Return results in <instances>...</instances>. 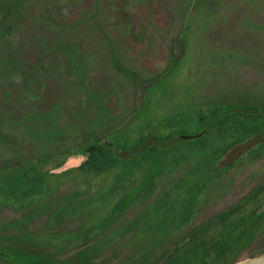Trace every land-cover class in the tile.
<instances>
[{
  "label": "rangeland",
  "instance_id": "374dc122",
  "mask_svg": "<svg viewBox=\"0 0 264 264\" xmlns=\"http://www.w3.org/2000/svg\"><path fill=\"white\" fill-rule=\"evenodd\" d=\"M227 1L195 38L221 58L199 60L191 80L177 41L200 0H0V187L37 181L0 191L23 202L0 213L22 220L28 258L195 264L204 241L246 218L253 237L233 256L264 249V142L245 140L264 126V91L231 66L264 62V0L256 13ZM83 149L91 166L49 173Z\"/></svg>",
  "mask_w": 264,
  "mask_h": 264
},
{
  "label": "trees",
  "instance_id": "16d2710c",
  "mask_svg": "<svg viewBox=\"0 0 264 264\" xmlns=\"http://www.w3.org/2000/svg\"><path fill=\"white\" fill-rule=\"evenodd\" d=\"M241 1H244L246 6L252 8V10L254 9V13L259 11V10H255L254 8L255 7L254 5H256L258 0H241ZM226 5L231 6V4L228 3L227 0H200L198 8L196 10L189 11L184 20L183 26L180 29V32L178 35L177 43L183 46L184 53L187 54V58L189 59V62H190L189 71H191L192 73L191 80H193V78L195 77V73L198 67V65L196 64H199V60L206 61V60H217L221 58L220 53L218 52H221V50H224L223 48L219 49L216 47L210 50L208 49L210 47L208 45L210 44L206 43V40L198 41V40H195V38L197 37L196 34L199 33L198 32L199 27L203 25L202 23L206 21V18L209 17V14L211 12L214 13V11L215 12L219 11L221 7L226 9ZM204 31L206 32L208 31V29H204ZM199 47H201L202 50L204 49V51L206 52H203L202 50H201L202 52H199L198 51ZM175 56L176 54L173 53V57L171 58L172 61L175 60L176 58ZM194 61H196L195 64H194ZM258 61H259L258 59H253L249 61L248 60L240 61L237 63H234L235 61H233V65H231L232 68L234 69L238 68V73H237L238 77L245 79V82L248 84V90L250 92L254 91L252 84H255L258 87H260L261 90L263 88L262 91H264V80L259 81L258 79L257 81H255L254 79V81H250L245 78L246 76L251 75V73L252 74L255 73L254 72L255 70H257V74L259 73L258 75H263L264 77V62H258ZM220 65H222L221 62L215 64L214 66H220ZM194 66H195V69H194ZM192 69L195 70V73L192 72ZM156 78H159V80H156L154 85L156 83L158 84L159 82H161L160 78H162V75L160 76L158 75ZM225 91L226 89L224 90V92ZM254 213H255L256 218L264 216V211H258V212L255 211ZM253 221L254 219L251 220L249 218H246V219H242L239 223L231 222V223L226 224V234H219L216 237V240L212 245L209 244L208 241H204V243L202 244L203 246L202 249L200 248V250L196 252L193 262L195 264H229L231 262L237 261V259L233 255L236 253L235 252L236 249H239L240 247L238 242L243 237L245 239L247 238V232H248L249 226ZM239 225L240 226L244 225L245 227L243 228L242 231H240V234L235 235L234 234L235 230L237 229ZM252 237L253 236L251 235L245 241L249 242ZM188 240H190V238ZM242 244L243 243H241L240 245ZM262 252H264V249L260 253ZM223 254H226L232 257L223 262L218 261V257ZM175 258L176 257H174L173 255L168 256V259L170 260L169 262L171 261L174 262Z\"/></svg>",
  "mask_w": 264,
  "mask_h": 264
},
{
  "label": "flooded vegetation",
  "instance_id": "af4514ba",
  "mask_svg": "<svg viewBox=\"0 0 264 264\" xmlns=\"http://www.w3.org/2000/svg\"><path fill=\"white\" fill-rule=\"evenodd\" d=\"M261 138L263 139L261 140ZM253 139H258V141L253 144L254 146L263 144L264 126H261L258 131L249 136V139L245 140L253 141ZM222 156L223 158L225 157L224 155ZM92 161L91 152L87 149H83L80 156L74 159L68 157L57 168L51 169L49 173H61L70 168H81L89 163L91 166ZM5 181L6 184L4 183V185L0 187V191H2L4 195H11V197L27 193L26 191L32 190L35 187L34 184L37 182L33 178L28 179L26 176L19 174L9 175V177L5 176ZM22 204L23 202H21V199H0V206L3 208L17 210L21 209ZM12 226L15 227L16 231L14 233L6 232L7 228H12ZM25 231L26 230L22 228V220L19 216L7 217L6 214L0 213V264H49V262L41 260L38 255L36 259L27 257H34L33 255L36 253L22 249L21 237L23 234H26Z\"/></svg>",
  "mask_w": 264,
  "mask_h": 264
},
{
  "label": "water",
  "instance_id": "95a60500",
  "mask_svg": "<svg viewBox=\"0 0 264 264\" xmlns=\"http://www.w3.org/2000/svg\"><path fill=\"white\" fill-rule=\"evenodd\" d=\"M229 264H264V252L231 262Z\"/></svg>",
  "mask_w": 264,
  "mask_h": 264
}]
</instances>
